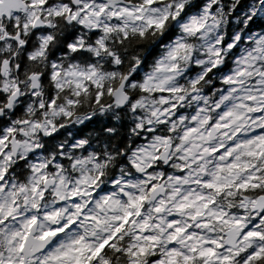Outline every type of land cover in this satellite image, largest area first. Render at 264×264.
I'll list each match as a JSON object with an SVG mask.
<instances>
[{
  "label": "clouds",
  "instance_id": "1",
  "mask_svg": "<svg viewBox=\"0 0 264 264\" xmlns=\"http://www.w3.org/2000/svg\"><path fill=\"white\" fill-rule=\"evenodd\" d=\"M0 264H264V0H0Z\"/></svg>",
  "mask_w": 264,
  "mask_h": 264
}]
</instances>
